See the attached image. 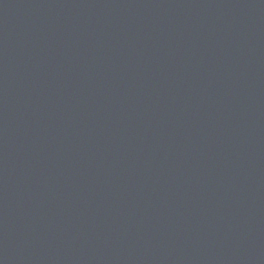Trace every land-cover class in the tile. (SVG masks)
<instances>
[{"label":"water","instance_id":"obj_1","mask_svg":"<svg viewBox=\"0 0 264 264\" xmlns=\"http://www.w3.org/2000/svg\"><path fill=\"white\" fill-rule=\"evenodd\" d=\"M0 264H264V0H0Z\"/></svg>","mask_w":264,"mask_h":264}]
</instances>
